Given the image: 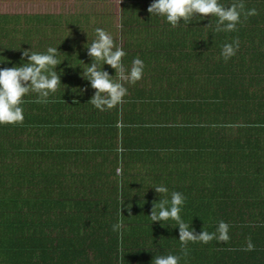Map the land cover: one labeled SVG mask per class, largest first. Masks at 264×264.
Returning <instances> with one entry per match:
<instances>
[{
  "label": "trees",
  "instance_id": "obj_1",
  "mask_svg": "<svg viewBox=\"0 0 264 264\" xmlns=\"http://www.w3.org/2000/svg\"><path fill=\"white\" fill-rule=\"evenodd\" d=\"M148 1L149 5L152 0ZM219 2L228 6L238 0ZM243 3L245 11L255 9L256 14L246 19L242 15L234 32H214L217 18L210 14L187 25L181 21L175 28L163 17L153 16L155 28H159L155 42L149 41L154 58L160 53L162 59H197L205 66L162 68L165 83L173 92L172 97H160L157 114L168 120H149L157 125L153 128L160 136L139 146L150 156L169 157L177 152L193 158L194 164L191 160L186 166L194 172L196 183L207 185L206 217H194L185 204L181 216L196 233L214 232L218 222L225 221L230 226L229 241L189 242L184 255L178 226L151 223V208L140 203L137 194L149 189V205H155L164 196L151 186L163 184L169 188L167 198L172 191H179L187 199L184 186L182 190L171 186L168 165H162L180 158H152L157 162L150 164L151 169L160 165L150 173L153 181L134 196L125 188V184L130 187L129 182L108 186L95 168L87 178L89 185L83 178L71 184L66 178L68 161L92 158V140L85 139L92 137V127L83 130L81 125L92 123L88 100L95 90L90 97H83L78 88L81 83L63 72L60 89L67 87L52 94L50 103H35L37 94L29 93L22 105L23 123L0 125V264H126L140 254V264L147 260L145 254L180 255V264H220L218 256L228 260L225 264L257 261L253 253L264 251L262 212L234 210V199L238 189L248 195V190L264 192V43L255 39L256 32L264 28V0ZM130 4L127 11L138 9ZM143 9L147 11L148 6ZM233 39L239 41V49L225 62L221 48ZM7 52L0 51V59H5L0 68L25 63ZM88 88L86 83L83 89ZM121 199V228L113 231L120 221ZM249 240L254 248L245 251ZM206 252L205 260L202 255Z\"/></svg>",
  "mask_w": 264,
  "mask_h": 264
},
{
  "label": "crops",
  "instance_id": "obj_2",
  "mask_svg": "<svg viewBox=\"0 0 264 264\" xmlns=\"http://www.w3.org/2000/svg\"><path fill=\"white\" fill-rule=\"evenodd\" d=\"M102 1L104 0H93L94 5L101 7L92 13V0H0V38H4L0 45L9 52L16 51L14 42L24 43L20 45L19 53L12 52L17 60H22V49L31 46L33 51L44 52L47 47L57 45L60 51L58 56L62 59L66 58L57 66V69L60 71L61 67H67L68 69L63 72L67 74L69 72L70 75L75 76L73 82L77 84L82 82L78 88L79 94L83 97L88 98L92 95L90 86L88 89H83L88 81L80 75L82 69L87 67L86 64L90 63V57L87 55L85 44H81V47L76 48L72 44L76 40L79 42L82 36L92 33L88 32L90 28L101 27L95 25L94 21L100 22L102 28L106 25V31L113 35L116 44L124 50L127 49V55L122 58L125 66L130 67L133 57L136 56H139L145 63L142 79L134 85H126L128 93L116 107L100 111L92 106V123L81 125L83 130L92 127V137L85 138L88 141L92 140V158H89L87 162L82 161L81 158L68 161L71 165L66 178L71 181L72 185L80 178L85 179L86 184L89 185L87 178L95 172V168L101 171L103 181H107L108 186H111L115 183L119 185L121 180L129 182V179L134 178V175L130 173L136 174L137 177L146 176L149 178L150 173L160 166L157 163V167L151 169L153 167L150 164L157 162L156 159L152 158H188L187 162L192 160L194 164L193 158H189L184 153L182 155L175 152L169 157L163 155L150 156L139 149V146L153 143L160 136L153 128L157 125L151 124L149 120L154 118L168 120L167 116L157 114V111L161 109L160 97L167 98L169 95L172 97L173 92V89H168V85L165 83L167 78L164 77L165 73L163 74L162 68L167 66L174 68L177 65L205 66L204 62L197 59H187L186 61L182 59L180 61L162 59L160 53L154 58V54H151L149 49L150 42H155L159 31V28L156 29L154 26V15L151 16L145 10L127 11L129 6L124 8L126 0H118L115 3ZM145 1L144 6H149V1ZM140 13H143V16L139 17ZM126 16L130 17L126 18ZM131 16L138 19L135 20ZM262 31L256 32L255 39L264 43V28H262ZM73 36L74 38L70 40ZM149 36H151L150 39H148ZM185 50L188 51L189 49ZM145 55L146 58L144 59ZM151 55L152 58H149ZM24 60H26V57H24ZM105 68L107 71L111 70ZM169 78V81H172L173 75H170ZM84 113L80 116L84 117L87 112ZM162 126L180 127L182 125ZM164 164L162 163V165ZM118 170L119 174L117 173ZM193 173L186 166L179 177V187L174 185V188L182 190L184 186L187 191V202L184 203L186 208L193 212L194 217L203 219L206 217L208 205L207 185L201 186V184L196 183ZM78 185L76 184V186ZM139 185L133 184L132 188L139 190L142 186H147ZM234 185L237 186V183L234 182ZM171 186H173L172 181ZM125 188H131V186L127 187L125 184ZM248 191L250 192L249 195L244 189L236 190L237 197L234 199V210H243V212L261 211L264 218V192ZM219 195L216 194V196ZM244 205H247V209ZM74 211L78 210L74 208ZM253 254H256L257 261H250L249 259L248 264H264V251ZM206 255L207 252L202 255L205 260ZM145 256L147 260L143 264H153L154 255L148 257L145 254ZM89 258L92 259V253L89 254ZM218 258L220 264H225L228 261L224 256H218ZM142 261L143 257L140 254L138 259L127 261L126 264H140ZM115 264H120V262Z\"/></svg>",
  "mask_w": 264,
  "mask_h": 264
},
{
  "label": "clouds",
  "instance_id": "obj_3",
  "mask_svg": "<svg viewBox=\"0 0 264 264\" xmlns=\"http://www.w3.org/2000/svg\"><path fill=\"white\" fill-rule=\"evenodd\" d=\"M148 13L151 16L163 17L173 28L181 21L186 25L193 20H203L206 17H216L214 32H234L241 23V16L246 19L255 15V9L245 11L243 0L225 6L219 0H152ZM95 39L90 44L85 43L90 63L82 69L80 75L88 81L94 93L88 102L100 111H106L116 107L128 93L126 85H134L141 80L145 71V63L139 57H133L131 66L126 67L122 58L127 55L125 50L114 41L113 35L102 27L94 29ZM67 36V35H66ZM65 36V37H66ZM4 48H0L2 51ZM20 49V45L17 48ZM239 49V41L233 39L231 43H225L220 52L221 58L226 62L236 55ZM57 45L49 46L44 52L33 51L31 46L21 50V58L25 63L12 67L0 68V125H20L24 121L25 103L24 97L29 93H36L35 103L47 104L51 102V95L55 94L60 86L63 70L57 71V66L66 58L58 56ZM3 57V56H0ZM26 57V60H24ZM5 59H0L4 62ZM85 64V63H84ZM79 65V64H76ZM72 65V66H76ZM108 65L114 70L110 74L103 66ZM80 66V65H79ZM64 85V84H63ZM60 89L61 92L64 89ZM75 102V101H74ZM164 198L152 205L148 214L151 223L157 222L161 226H178V239L181 251L187 255L186 246L189 242L207 244L212 240L228 242L230 239V226L221 220L216 225L214 232L201 230L196 233L181 216L186 197L179 191H172L170 199L167 198L169 188L163 184L151 186ZM120 203V215L121 205ZM131 214V213H129ZM174 221V224L165 222ZM121 222L113 225V231H119ZM254 245L248 241L245 251L253 250ZM181 256L176 254L156 255L153 264H180Z\"/></svg>",
  "mask_w": 264,
  "mask_h": 264
},
{
  "label": "rangeland",
  "instance_id": "obj_4",
  "mask_svg": "<svg viewBox=\"0 0 264 264\" xmlns=\"http://www.w3.org/2000/svg\"><path fill=\"white\" fill-rule=\"evenodd\" d=\"M118 0H104V1H102V2H107V3H112V2H117ZM120 1V0H119ZM98 2H101V1H98ZM127 3H133L138 9L136 10V11H143L144 9H143V6H144V3H145V0H126V2L124 3V8L126 7H128V6H130L131 4H127ZM102 4H104V3H102ZM118 5H119V3H118ZM101 7V6H100ZM99 6H97V5H94L93 4V0H92V13L93 12H95V11H97L99 8H100ZM136 15V14H135ZM137 16V15H136ZM140 16H143V13H140V15H139V17ZM128 17H130V16H126V18H128ZM133 19H135V20H137L135 17H133V16H131ZM92 19H94V18H92ZM93 21V20H92ZM94 23H95V25H98V26H101L102 27V24L100 23V22H96V21H94ZM92 24H93V22H92ZM124 25H126L125 23H124ZM154 26H156L155 24H154ZM96 27H92V28H90L89 30H88V32H92V33H88V34H86L85 36H82L81 38H80V40H79V42L76 40L75 41V43H73L72 44V46L73 47H81L82 45L81 44H85V43H91L92 42V40L93 39H95V33H94V29H95ZM105 30H107L106 29V25L103 27ZM150 37L151 36H149L148 37V39H150ZM74 38V36L72 37V38H70V40L71 39H73ZM2 40H4V38H0V43H1V41ZM10 41V40H9ZM14 44H15V46L14 47H18L19 45H22V44H24V43H19V42H14ZM13 46V45H12ZM11 46V47H12ZM0 48H3L2 46H0ZM64 50H66V49H64ZM12 52H20V50L19 49H16V51H9V52H7V53H12ZM62 52V51H61ZM87 52V51H86ZM63 70V71H66L68 68L67 67H61L60 68V70ZM76 77L75 76H72V80L74 81V79H75ZM201 78V80L203 79V77H200ZM82 83V82H81ZM192 87V86H191ZM188 161V158H180V160L179 161H176V160H173V161H171V162H169V163H165L164 165H168V173H169V176H170V179H171V181H172V183H173V185H175V186H177V187H179V185H180V182H179V177L181 176V173H182V171L185 169V167H186V165H187V162ZM117 173L119 174V170L117 171ZM131 175H134V178H131V179H129L128 181H129V184H130V186H131V188H130V190H129V192H130V194H133V196L135 195V193L138 191V189L137 188H132V185L133 184H140L139 186H142V185H149V184H151L152 183V179L150 178V176H149V178H147L146 176H136V174H133V173H130ZM119 176V175H118ZM142 184V185H141ZM138 187V186H137ZM142 188H145V187H143L142 186ZM140 190H142V189H140ZM144 190V189H143ZM139 197H140V200H139V202L140 203H143L144 205H145V207L146 208H149V207H151L152 205H149V201L152 199V197H150L149 196V189H145L141 194H137ZM133 196H131V198H133ZM133 204H130V206L129 207H131ZM122 213V212H121ZM120 222H121V215H120ZM89 253H91V250L89 251Z\"/></svg>",
  "mask_w": 264,
  "mask_h": 264
}]
</instances>
